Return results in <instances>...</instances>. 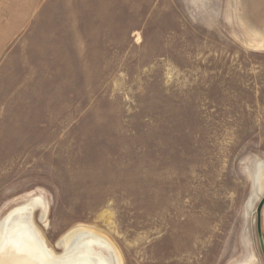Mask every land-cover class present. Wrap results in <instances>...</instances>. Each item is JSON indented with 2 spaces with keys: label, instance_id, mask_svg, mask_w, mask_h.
<instances>
[{
  "label": "rangeland",
  "instance_id": "obj_1",
  "mask_svg": "<svg viewBox=\"0 0 264 264\" xmlns=\"http://www.w3.org/2000/svg\"><path fill=\"white\" fill-rule=\"evenodd\" d=\"M263 41L264 0H0V219L39 197L56 254L84 227L122 264H264Z\"/></svg>",
  "mask_w": 264,
  "mask_h": 264
},
{
  "label": "bare ground",
  "instance_id": "obj_2",
  "mask_svg": "<svg viewBox=\"0 0 264 264\" xmlns=\"http://www.w3.org/2000/svg\"><path fill=\"white\" fill-rule=\"evenodd\" d=\"M38 208H44L43 200L30 197L0 219V264H122L109 240L84 227L64 234L63 253H54L33 221Z\"/></svg>",
  "mask_w": 264,
  "mask_h": 264
},
{
  "label": "water",
  "instance_id": "obj_3",
  "mask_svg": "<svg viewBox=\"0 0 264 264\" xmlns=\"http://www.w3.org/2000/svg\"><path fill=\"white\" fill-rule=\"evenodd\" d=\"M264 206V196L263 198L260 200L259 204L256 207V232H257V237H258V241H259V246L263 255V259H264V237L262 234V209Z\"/></svg>",
  "mask_w": 264,
  "mask_h": 264
}]
</instances>
